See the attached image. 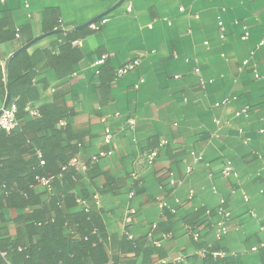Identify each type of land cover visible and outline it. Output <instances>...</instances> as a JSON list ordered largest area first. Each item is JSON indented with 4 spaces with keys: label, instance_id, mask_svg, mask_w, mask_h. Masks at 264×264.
<instances>
[{
    "label": "crops",
    "instance_id": "0c3cea01",
    "mask_svg": "<svg viewBox=\"0 0 264 264\" xmlns=\"http://www.w3.org/2000/svg\"><path fill=\"white\" fill-rule=\"evenodd\" d=\"M261 41L264 0H0V108L14 101L8 73L15 59L20 88L33 89L27 106L69 112L57 126L78 136L76 156L89 164L82 185L94 194L119 264H202V250L210 264H264V80L253 72L264 73ZM246 106L248 114L236 116ZM106 128L115 133L111 144ZM109 149L113 155L93 159ZM154 149L156 161L138 185L131 175L144 166L138 156ZM227 161L237 177L223 176ZM170 177L182 183L173 186ZM218 206L231 213L220 240ZM130 207L137 213L127 223ZM2 214L0 227L8 224L15 237L18 212ZM154 223L156 239L169 234L159 244L148 236ZM125 236L140 248L122 253Z\"/></svg>",
    "mask_w": 264,
    "mask_h": 264
},
{
    "label": "trees",
    "instance_id": "16d2710c",
    "mask_svg": "<svg viewBox=\"0 0 264 264\" xmlns=\"http://www.w3.org/2000/svg\"><path fill=\"white\" fill-rule=\"evenodd\" d=\"M14 62L8 77L18 125L10 131L0 128V221L6 222L4 209L17 211V234H9L8 224L0 227V264H119L109 253L102 212L91 202L94 194L70 164L80 151L78 136L68 124L57 126L69 112L45 105L36 107L38 116L31 115L23 98H32L33 89L20 88L17 81L24 76ZM118 246L122 253L140 248L126 236ZM202 264H210V253Z\"/></svg>",
    "mask_w": 264,
    "mask_h": 264
},
{
    "label": "built area",
    "instance_id": "2783aa9c",
    "mask_svg": "<svg viewBox=\"0 0 264 264\" xmlns=\"http://www.w3.org/2000/svg\"><path fill=\"white\" fill-rule=\"evenodd\" d=\"M181 10H183V8H180ZM106 21V18L102 19V22L104 23ZM220 25V30H221V36H224L223 33V25L222 23L219 24ZM244 29H246V27H244ZM248 37V31L245 30L244 34H243V38H247ZM264 44V41H261L258 44V47H261ZM255 53V50L251 51V55H253ZM247 63V60L243 61V65ZM138 64V60H135L133 62H128L125 63L124 65H122L121 67L118 68V70L116 71V77H122L125 74L129 73L132 69L135 68V66ZM254 72V77L256 79H262L264 80V73L259 72V70L257 69V67H254L253 69ZM194 73L197 74L198 76H200L201 74V70L199 67L194 68ZM200 80L203 83L204 80L203 78H201L200 76ZM142 81V80H141ZM138 87V85H136V88ZM234 99V98H232ZM231 100L230 97L225 98L222 102L223 103H227ZM27 111H29V113L33 116H38L39 115V111L36 107L33 106H27L26 108ZM250 108L249 106L244 107L243 109L237 111L235 114L236 116H240V115H247L249 112ZM16 112H17V106L16 104L12 101L10 102L6 107H1L0 108V128L1 129H5L6 131H10L12 129H14L17 125H18V119L16 116ZM119 114V113H117ZM135 118L134 117H129L127 119V126L129 129H133L134 125H135ZM115 137V133L112 132V130H110L109 128H106V133L104 135V142L106 144H111L113 142V139ZM114 150L113 149H109L108 151H100L97 155L93 156V159H98L101 157H106V156H110L114 154ZM158 156V150L154 149V150H150L147 151L146 153H144L143 155L138 156V161H140L139 159H141L143 161L144 166L139 169V170H135L134 172H132V177L134 178V180H136V182L139 185H142V176L145 173V171H147V169L151 168L155 161L156 158ZM70 164L75 166L79 171H85L87 168V164L82 162L80 160V158L78 156H75L74 158H72V160L70 161ZM192 168L188 167L187 171L191 172ZM223 176L224 177H230V176H234L237 177L238 174L235 171V168L232 164V162L227 161L223 170ZM40 181L44 184V185H48L49 184V179L47 178H40ZM170 183L173 186H178L182 183V181H177L176 179L170 177ZM133 194V193H132ZM194 195L193 192H190L188 197L192 198ZM84 203H86V201H83ZM159 204L162 208L164 209H169L171 212H175V209L172 208L165 200L161 199L159 201ZM137 213V209L135 207H130L127 209L126 213H125V220L127 223H131L133 221V216ZM217 215L219 216V219L217 220V222L215 223V234H216V238L218 240L224 238L226 236V234L228 233V228L226 225V222L229 220L231 213L227 208H224L222 206H218L217 208ZM157 228V224L154 223L151 227V232L149 233V238L155 243V244H159L161 242V240L163 238H167L169 237V234H164L162 239H154L153 237V231ZM186 232L189 236H191L194 240H199L200 239V232L188 225L186 228ZM130 236V235H129ZM131 238V236H130ZM261 247H264V243L261 244ZM257 247H254L253 250H257ZM208 253H210L209 250H202L199 252V256L200 257H205ZM213 256L215 257H221L224 256L225 253L222 251H213L211 252Z\"/></svg>",
    "mask_w": 264,
    "mask_h": 264
},
{
    "label": "water",
    "instance_id": "95a60500",
    "mask_svg": "<svg viewBox=\"0 0 264 264\" xmlns=\"http://www.w3.org/2000/svg\"><path fill=\"white\" fill-rule=\"evenodd\" d=\"M9 103H10V102H9ZM9 103H8V104H9ZM8 104H5L3 107H6Z\"/></svg>",
    "mask_w": 264,
    "mask_h": 264
}]
</instances>
